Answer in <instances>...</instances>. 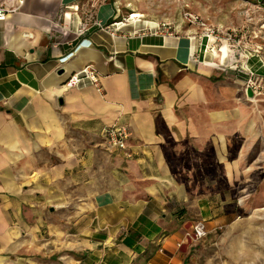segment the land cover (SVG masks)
Returning <instances> with one entry per match:
<instances>
[{
    "label": "crops",
    "instance_id": "0c3cea01",
    "mask_svg": "<svg viewBox=\"0 0 264 264\" xmlns=\"http://www.w3.org/2000/svg\"><path fill=\"white\" fill-rule=\"evenodd\" d=\"M1 5L17 10L0 20V264H209L186 234L219 227L217 209L167 189L193 183L186 167H221L232 115L205 106L229 87L203 37L122 20L119 0ZM86 65L100 89L62 87ZM113 123L125 151L103 141Z\"/></svg>",
    "mask_w": 264,
    "mask_h": 264
},
{
    "label": "rangeland",
    "instance_id": "374dc122",
    "mask_svg": "<svg viewBox=\"0 0 264 264\" xmlns=\"http://www.w3.org/2000/svg\"><path fill=\"white\" fill-rule=\"evenodd\" d=\"M3 2L0 0V5ZM119 2L122 20L137 14L136 18L142 15V21L178 26L181 31L195 28L194 35L203 37L208 48L207 61L219 67L220 77L228 82L229 89L221 88L227 99L205 106V111L232 115L231 119L223 116L217 126L221 132V167H186L182 170L193 183L167 185V189L172 186L191 197L208 195L217 209L219 227L192 246L203 251L199 253L202 259L209 264H264V0ZM185 12L199 15L205 25L189 23ZM223 46L224 61L213 55ZM248 79L257 87L252 96L246 93ZM206 141V154L212 156L211 139L206 136ZM227 161L236 165L229 169L225 167Z\"/></svg>",
    "mask_w": 264,
    "mask_h": 264
},
{
    "label": "built area",
    "instance_id": "2783aa9c",
    "mask_svg": "<svg viewBox=\"0 0 264 264\" xmlns=\"http://www.w3.org/2000/svg\"><path fill=\"white\" fill-rule=\"evenodd\" d=\"M19 4L23 2V0H18ZM17 10L16 7H5L0 5V20L5 18L6 13ZM132 15V14H131ZM185 19L192 24H200L204 26L202 18L194 14L192 12H185ZM120 22L113 23L115 27L119 25ZM164 26H169V24L163 23ZM213 33V30L211 31ZM94 85L98 89H100L98 85V76L96 71L91 67V65H86L81 70L74 72L68 76V78L63 82L62 87L64 88H73L82 85ZM247 87L251 88L252 91H256L257 87L250 79L247 80ZM131 136V132L129 127L125 124L121 123H113L110 125H106L102 129V138L105 145L110 149H116L125 151L127 147V141ZM127 156H130L129 153H126ZM207 234V230L203 221L196 222L191 232L186 234V239L191 241H198L203 238Z\"/></svg>",
    "mask_w": 264,
    "mask_h": 264
},
{
    "label": "bare ground",
    "instance_id": "6f19581e",
    "mask_svg": "<svg viewBox=\"0 0 264 264\" xmlns=\"http://www.w3.org/2000/svg\"><path fill=\"white\" fill-rule=\"evenodd\" d=\"M138 15L137 14H133L132 16H131V18H136ZM142 17V15H139V17L138 18H136V19H139V18H141ZM144 21H146V22H152V21H150V20H146V19H144ZM223 51H225V48H224V46L222 47V49L220 50V52L218 53L217 51H215L214 53H215V55L218 57H221V55H222V53H223Z\"/></svg>",
    "mask_w": 264,
    "mask_h": 264
},
{
    "label": "water",
    "instance_id": "95a60500",
    "mask_svg": "<svg viewBox=\"0 0 264 264\" xmlns=\"http://www.w3.org/2000/svg\"><path fill=\"white\" fill-rule=\"evenodd\" d=\"M246 93H247L248 96H252L253 95L252 89L249 88V87H247Z\"/></svg>",
    "mask_w": 264,
    "mask_h": 264
}]
</instances>
